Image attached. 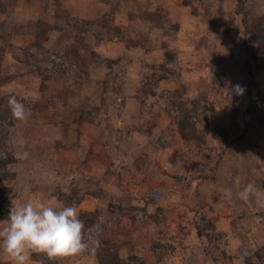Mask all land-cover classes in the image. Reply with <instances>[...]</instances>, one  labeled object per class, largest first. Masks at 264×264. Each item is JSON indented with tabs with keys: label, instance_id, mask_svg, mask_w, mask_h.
Segmentation results:
<instances>
[{
	"label": "rangeland",
	"instance_id": "rangeland-1",
	"mask_svg": "<svg viewBox=\"0 0 264 264\" xmlns=\"http://www.w3.org/2000/svg\"><path fill=\"white\" fill-rule=\"evenodd\" d=\"M104 3L90 19L59 0H0V227L12 205L43 199L74 204L99 244L68 257L34 252L28 264H102L97 253L113 250L128 264H245L248 251L264 264V206L234 235L212 209L235 176L264 198V14L250 15L238 58L215 33L203 58L188 25L202 23L212 0H180L186 13L172 18L141 9L134 20L137 1ZM49 53L65 64L46 68ZM180 86L186 108L208 106L197 121L203 145L177 131L169 97ZM10 97L27 120L13 117ZM0 264H12L2 251Z\"/></svg>",
	"mask_w": 264,
	"mask_h": 264
},
{
	"label": "crops",
	"instance_id": "crops-1",
	"mask_svg": "<svg viewBox=\"0 0 264 264\" xmlns=\"http://www.w3.org/2000/svg\"><path fill=\"white\" fill-rule=\"evenodd\" d=\"M62 2V5L65 7H68L70 11L78 16V17H84V18H90L96 16L97 9L99 5H101L102 9L104 7L105 0H59ZM138 2V8L139 9H132L130 8L129 17L132 16H139V13L141 12V9L145 11H153L155 13L161 12L163 9L167 12L168 16L172 18L174 13H183V10L186 13V9L182 7L180 4V0H135ZM93 2V6L92 3ZM140 2V4H139ZM141 2L143 4H141ZM212 5L210 7V13L205 16L202 23L195 18L192 20L193 22L189 23V28L191 29V35L187 36V42H192L193 48L195 47L196 53L202 56L203 58H207L209 56L211 58V55H213V51L215 50V46L211 45L210 43L211 39H214L212 36L213 33L218 34V39L215 40L218 46H221L223 43H227L226 49H229L232 51V53L229 51V54L234 58H238L241 54L239 52L240 49H243L244 47V34H245V27L246 23L248 22V19L250 15H260L264 14L261 13L262 7L264 9V0H212ZM83 3V6L81 5ZM97 3V4H96ZM263 4V6H259L258 4ZM258 5V6H257ZM107 6V5H106ZM258 7L260 8V11L258 10ZM163 12V11H162ZM165 12V13H166ZM145 13V12H144ZM154 13V16H156ZM125 15V14H124ZM123 15V16H124ZM144 16V15H143ZM135 17L129 19L134 20ZM199 22V23H198ZM156 26V25H155ZM156 32V31H155ZM168 31L164 34H166ZM73 38V37H72ZM80 38V36H79ZM165 38V37H164ZM77 40V36H75L74 40ZM82 41V38H80ZM154 45H156L157 37L153 38ZM59 38H56V35L53 36L48 35L44 39V43H47V45H52V43H56ZM84 41H89V39H85ZM209 41V42H208ZM210 49V50H209ZM227 53V51H226ZM196 54V56H197ZM221 54H224L222 52H218V55H216L215 60L217 62H225L223 58L221 57ZM222 58V60H220ZM213 59V57H212ZM232 59V60H233ZM240 59V58H239ZM11 64L15 65L16 62H10ZM240 70L243 72L244 68H240ZM14 72V71H12ZM246 73V72H245ZM243 73V74H245ZM258 151V150H257ZM235 176L234 178H236ZM235 180V179H233ZM228 184H221L222 188H218L214 192L217 193L219 196L215 197L213 200V214H215L218 218L217 224L220 226H224V228L227 226L226 231L228 235H234L233 232H235L234 226L241 225L246 219L250 218L248 217V213H251L250 210L258 211V209L262 208L260 204L257 202H254V206L251 207L248 201H242L238 197L239 191L242 189V187H239V185H236L234 181L230 183L229 186H226ZM228 191L232 192V201H230L226 197V193ZM250 200V199H249ZM249 203V204H248ZM253 205V204H251ZM251 215V214H250ZM243 221V222H242ZM245 224L248 222H244ZM250 226V223L249 225Z\"/></svg>",
	"mask_w": 264,
	"mask_h": 264
},
{
	"label": "clouds",
	"instance_id": "clouds-1",
	"mask_svg": "<svg viewBox=\"0 0 264 264\" xmlns=\"http://www.w3.org/2000/svg\"><path fill=\"white\" fill-rule=\"evenodd\" d=\"M9 107L14 118L28 119L30 111L15 97L9 98ZM234 183L240 185L241 178L236 177ZM225 195L232 198L231 191ZM238 197L242 201L255 197L257 203L264 206V198L253 183L245 184ZM85 231L84 221L74 204L28 200L12 205L9 210L7 220L0 227V251L11 258L12 264H28L34 252L45 253L49 258L94 253L99 241L92 240L90 230L86 239Z\"/></svg>",
	"mask_w": 264,
	"mask_h": 264
},
{
	"label": "trees",
	"instance_id": "trees-1",
	"mask_svg": "<svg viewBox=\"0 0 264 264\" xmlns=\"http://www.w3.org/2000/svg\"><path fill=\"white\" fill-rule=\"evenodd\" d=\"M67 21L72 25L76 26L78 23L75 18L69 17ZM255 34V33H254ZM46 68H53L56 65L65 64V58L61 55L49 53L45 56ZM184 90L183 86H180V89H174L170 93V106L175 107L177 110L176 114V128L180 137L186 143H193L197 146L203 145L206 142L202 131L197 127V121L200 119H207L208 106L206 103H200L195 101V105L192 110L185 107V101L179 97V93ZM200 118V119H199ZM115 208V206H111ZM264 253H257L258 257H262ZM100 255V256H99ZM97 258L102 264H128L125 262L118 254L117 251L113 250L112 254L108 257L109 259H104L100 253H97ZM135 258V257H134ZM245 264H258L256 260H253L248 251L245 255ZM45 264H55L54 261L46 262Z\"/></svg>",
	"mask_w": 264,
	"mask_h": 264
}]
</instances>
